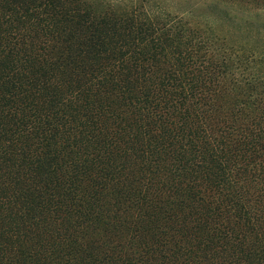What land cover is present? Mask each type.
I'll use <instances>...</instances> for the list:
<instances>
[{
	"label": "trees",
	"instance_id": "trees-1",
	"mask_svg": "<svg viewBox=\"0 0 264 264\" xmlns=\"http://www.w3.org/2000/svg\"><path fill=\"white\" fill-rule=\"evenodd\" d=\"M0 264H264V45L0 0Z\"/></svg>",
	"mask_w": 264,
	"mask_h": 264
},
{
	"label": "rangeland",
	"instance_id": "rangeland-1",
	"mask_svg": "<svg viewBox=\"0 0 264 264\" xmlns=\"http://www.w3.org/2000/svg\"><path fill=\"white\" fill-rule=\"evenodd\" d=\"M163 11L213 30L230 45L247 50L264 45V14L221 0H146Z\"/></svg>",
	"mask_w": 264,
	"mask_h": 264
}]
</instances>
